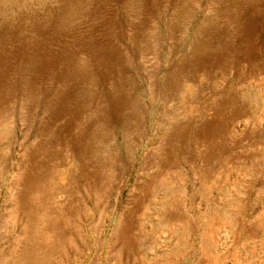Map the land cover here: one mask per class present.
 <instances>
[{
	"label": "rangeland",
	"instance_id": "rangeland-1",
	"mask_svg": "<svg viewBox=\"0 0 264 264\" xmlns=\"http://www.w3.org/2000/svg\"><path fill=\"white\" fill-rule=\"evenodd\" d=\"M0 264H264V0H0Z\"/></svg>",
	"mask_w": 264,
	"mask_h": 264
}]
</instances>
